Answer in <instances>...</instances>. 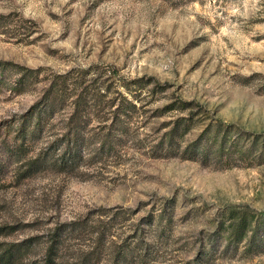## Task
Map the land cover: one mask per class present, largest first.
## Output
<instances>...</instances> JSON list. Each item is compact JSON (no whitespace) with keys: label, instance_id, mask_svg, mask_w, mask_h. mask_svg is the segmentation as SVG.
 Instances as JSON below:
<instances>
[{"label":"rangeland","instance_id":"rangeland-1","mask_svg":"<svg viewBox=\"0 0 264 264\" xmlns=\"http://www.w3.org/2000/svg\"><path fill=\"white\" fill-rule=\"evenodd\" d=\"M0 14L7 15L0 24V61L38 70L40 79L22 92L0 88V126L42 96L48 77L81 69L99 76L110 97L118 87L138 109L129 118L131 140L76 174L46 171L19 182L16 164H8L0 183V226L18 228L2 240L44 235L91 210L117 206L133 210L118 232L126 237L130 223L170 198L169 236L146 239L159 248L158 264H184L199 248L195 240L214 235L227 207L264 212L263 139L237 165L151 152L175 120L190 115L176 109L157 114L174 100L202 111L186 141L217 121L235 127L233 136L242 130L264 137V0H0ZM109 75L116 82L107 90ZM155 83L164 88L154 89ZM106 123L111 118L103 122L93 114L90 125ZM212 264H264V251L230 253Z\"/></svg>","mask_w":264,"mask_h":264},{"label":"trees","instance_id":"trees-1","mask_svg":"<svg viewBox=\"0 0 264 264\" xmlns=\"http://www.w3.org/2000/svg\"><path fill=\"white\" fill-rule=\"evenodd\" d=\"M6 22L7 15L0 14V24ZM38 72L12 61H0V88L25 91L36 79L40 80ZM17 74L19 77L14 80L8 79ZM113 77H106L107 82L110 80L107 90L116 82ZM48 78L42 96L25 113L0 126V183L8 164H16L15 178L19 182L46 171L76 174L82 166L116 154L119 147L131 140L129 118L138 109L118 87L110 97L103 88L104 81L99 76L92 78L84 69ZM138 82V86L144 85ZM160 86L161 83H155L154 89ZM198 106L191 101L174 100L157 109L161 115L174 109L190 110V115L175 120L160 140L152 143V154L201 160L204 164L237 165L249 160L256 142L264 140L261 134L240 130L233 136L235 127H224V123L217 121L207 125L197 138L184 139L202 112ZM62 113L64 117L55 121ZM93 114L103 122L111 118V123L96 129L90 125ZM244 140L249 142L248 146ZM163 201L161 207L141 216L139 222L130 223L126 237L118 236V232L132 219L133 210L118 206L91 210L75 220L57 224L47 234L22 241L2 240L18 228L5 224L0 226V264H158L159 248L146 238L170 234L173 200ZM216 224L213 236L193 242L199 241V248L184 264H212L230 253L236 255L241 251L242 255L252 257L264 251V212L234 205L219 214ZM145 226L153 234H146ZM74 239L81 240L83 245L78 247L72 243ZM220 240L223 245L219 249Z\"/></svg>","mask_w":264,"mask_h":264}]
</instances>
